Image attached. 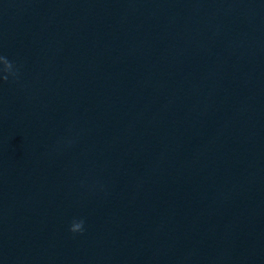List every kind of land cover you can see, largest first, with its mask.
Here are the masks:
<instances>
[{"label": "water", "instance_id": "water-1", "mask_svg": "<svg viewBox=\"0 0 264 264\" xmlns=\"http://www.w3.org/2000/svg\"><path fill=\"white\" fill-rule=\"evenodd\" d=\"M0 54V264H264V0H0Z\"/></svg>", "mask_w": 264, "mask_h": 264}, {"label": "clouds", "instance_id": "clouds-1", "mask_svg": "<svg viewBox=\"0 0 264 264\" xmlns=\"http://www.w3.org/2000/svg\"><path fill=\"white\" fill-rule=\"evenodd\" d=\"M19 74V67L17 64L9 60L7 56L0 54V81L8 82L9 78L15 79ZM84 220H73L69 226L71 233H83L84 231Z\"/></svg>", "mask_w": 264, "mask_h": 264}]
</instances>
